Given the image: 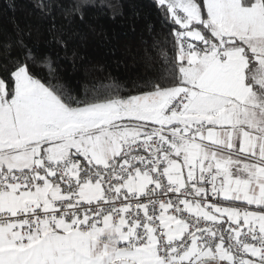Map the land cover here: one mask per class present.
<instances>
[{
	"label": "snow or ice",
	"instance_id": "obj_1",
	"mask_svg": "<svg viewBox=\"0 0 264 264\" xmlns=\"http://www.w3.org/2000/svg\"><path fill=\"white\" fill-rule=\"evenodd\" d=\"M153 2L127 90L0 44V264H264V0Z\"/></svg>",
	"mask_w": 264,
	"mask_h": 264
},
{
	"label": "trees",
	"instance_id": "obj_2",
	"mask_svg": "<svg viewBox=\"0 0 264 264\" xmlns=\"http://www.w3.org/2000/svg\"><path fill=\"white\" fill-rule=\"evenodd\" d=\"M40 2L0 0V44L15 40L18 28L30 31L29 43L50 57L55 76L81 94L117 81L127 90L152 75L145 50L151 54L154 40H163L166 31L153 0H48V15ZM53 21L66 48L51 42ZM36 71L48 79L45 67Z\"/></svg>",
	"mask_w": 264,
	"mask_h": 264
}]
</instances>
